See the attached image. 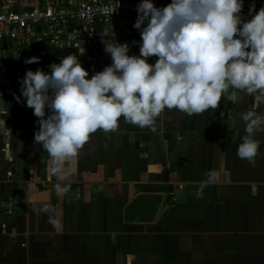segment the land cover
Segmentation results:
<instances>
[{"label":"crops","instance_id":"0c3cea01","mask_svg":"<svg viewBox=\"0 0 264 264\" xmlns=\"http://www.w3.org/2000/svg\"><path fill=\"white\" fill-rule=\"evenodd\" d=\"M104 39L140 54L128 36ZM62 45L44 60L45 72L68 55L63 50L81 56ZM104 47L101 40L84 48L95 50L79 58L88 78L113 62ZM0 101L8 109L0 117V195L19 196L0 213V264H264V132L255 136L261 146L253 165L237 155L243 122L228 120L252 109L251 97L238 105L225 99L203 114L165 109L154 130L122 118L115 132L97 130L62 198L47 172L48 153L34 143L39 118L22 94ZM138 194L160 196L156 214L126 221L124 208Z\"/></svg>","mask_w":264,"mask_h":264},{"label":"clouds","instance_id":"9594fccd","mask_svg":"<svg viewBox=\"0 0 264 264\" xmlns=\"http://www.w3.org/2000/svg\"><path fill=\"white\" fill-rule=\"evenodd\" d=\"M242 8L243 0H171L163 7L141 0L133 25L140 30L139 55H129L127 43L103 39L113 62L91 78L76 53L51 63L49 72L27 70L20 91L39 118L34 143L48 153L58 197L69 192L74 162L97 130L115 132L121 118L154 130L165 109L203 114L225 99L238 105L243 96L253 107L229 114V126L243 122L237 155L255 165L261 146L255 136L264 132V112H257L264 107V7L257 12L253 4L246 21ZM67 46L85 52L78 43ZM153 56L154 64L148 62ZM39 62L38 56L25 60ZM5 104L0 101V117L8 115Z\"/></svg>","mask_w":264,"mask_h":264},{"label":"built area","instance_id":"2783aa9c","mask_svg":"<svg viewBox=\"0 0 264 264\" xmlns=\"http://www.w3.org/2000/svg\"><path fill=\"white\" fill-rule=\"evenodd\" d=\"M140 2L0 0V96L22 94L20 81L27 70L42 69L44 60L56 56L63 43H78L82 49L114 35L128 36L140 43V30L133 27ZM170 2L153 0L157 7ZM251 6L243 1L241 15L245 21L254 14L249 12ZM261 7L264 5L255 6V11ZM33 56L40 57V62L26 64L25 60ZM18 201L16 194L0 195V213L9 212Z\"/></svg>","mask_w":264,"mask_h":264},{"label":"water","instance_id":"95a60500","mask_svg":"<svg viewBox=\"0 0 264 264\" xmlns=\"http://www.w3.org/2000/svg\"><path fill=\"white\" fill-rule=\"evenodd\" d=\"M160 196L157 194H138L124 208L126 221L134 219L153 218L160 203Z\"/></svg>","mask_w":264,"mask_h":264},{"label":"rangeland","instance_id":"374dc122","mask_svg":"<svg viewBox=\"0 0 264 264\" xmlns=\"http://www.w3.org/2000/svg\"><path fill=\"white\" fill-rule=\"evenodd\" d=\"M67 49V48H66ZM95 50L93 49H85V52L79 57L81 59L87 57V59H89L91 56H88L86 53H94ZM63 53H67V54H70V53H76V51L74 49H68V50H63L62 51ZM62 57L58 58V59H61ZM94 58V57H93ZM95 59V58H94ZM82 66L85 68V65L83 62H81ZM96 65H97V62H96Z\"/></svg>","mask_w":264,"mask_h":264}]
</instances>
